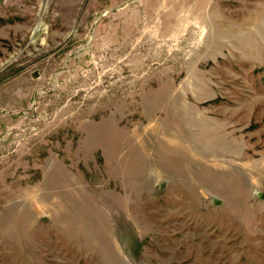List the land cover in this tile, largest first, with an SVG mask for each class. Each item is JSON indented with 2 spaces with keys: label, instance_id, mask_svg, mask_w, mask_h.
<instances>
[{
  "label": "rangeland",
  "instance_id": "374dc122",
  "mask_svg": "<svg viewBox=\"0 0 264 264\" xmlns=\"http://www.w3.org/2000/svg\"><path fill=\"white\" fill-rule=\"evenodd\" d=\"M0 264H264V0H0Z\"/></svg>",
  "mask_w": 264,
  "mask_h": 264
}]
</instances>
